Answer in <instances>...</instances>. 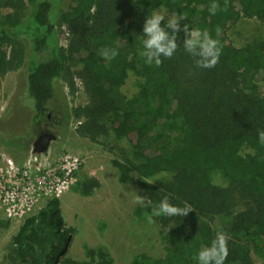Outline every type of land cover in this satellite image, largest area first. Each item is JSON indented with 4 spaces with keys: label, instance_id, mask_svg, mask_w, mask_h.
<instances>
[{
    "label": "trees",
    "instance_id": "16d2710c",
    "mask_svg": "<svg viewBox=\"0 0 264 264\" xmlns=\"http://www.w3.org/2000/svg\"><path fill=\"white\" fill-rule=\"evenodd\" d=\"M218 2L223 7L225 0ZM227 2V11L211 15V0H71L66 10L54 9L51 0H0V83L25 62V47L13 39L18 32L30 34L40 51L44 37L57 27L68 35L67 47L59 49L55 61L29 67L33 122L49 121L46 113L57 96L54 81L63 80L74 95L75 78L80 79L88 103L72 110L74 119L83 121L76 134L93 143L111 131L130 139L136 162L112 163L121 181L137 176L138 192L146 200L141 213L150 214L165 196L173 205L192 206L186 217H154L166 254L140 253L132 264H198V251L218 231L231 237L226 264H255L253 252L264 259V145L258 142V131L264 130V96L257 84L264 77V43L236 47L227 36L242 19L264 23V0ZM5 9L11 12L3 15ZM159 9L184 14L182 28L208 29L222 46L218 64L196 67L182 47L183 31L172 58H162L160 66L146 64L139 54L143 25ZM217 26L222 29L218 37ZM101 48H117L119 55L104 59L98 55ZM130 76L141 79L140 90L127 98L123 87ZM216 172L226 186L213 182ZM162 173L167 176L147 181ZM99 185L96 179L86 180L83 195ZM71 236L60 200L52 199L24 220L7 261L113 264L104 252L90 263L69 259Z\"/></svg>",
    "mask_w": 264,
    "mask_h": 264
},
{
    "label": "rangeland",
    "instance_id": "374dc122",
    "mask_svg": "<svg viewBox=\"0 0 264 264\" xmlns=\"http://www.w3.org/2000/svg\"><path fill=\"white\" fill-rule=\"evenodd\" d=\"M51 1L56 10L68 9L71 2ZM158 11L173 13L168 9ZM9 12L11 10L5 9L3 15ZM17 34L18 38L13 39L23 44L26 58L19 70L6 74L0 83V156L11 157L19 167L35 155L51 161L63 155L80 158L81 166L74 175L73 183L59 199L65 227L72 230L66 245L69 259L90 263L98 259L100 252L106 253L113 264H132L140 253L164 257L165 242L159 227L155 223L149 224L145 219L146 214L141 213V206L133 203V190L138 192L139 189L137 176L133 175L129 182L121 181L112 163L114 160L136 162L130 139L120 137L113 131L104 135L98 143L78 137L71 113L76 106L85 105L88 98L84 93L71 95L63 80L54 81L57 96L50 105L51 119H43L37 124L33 122L31 105L34 103L27 96L29 67L55 61L59 49L68 44L65 29L60 31L57 27L51 37H44L41 51L35 49L30 34ZM227 36L236 47L262 44L264 23L257 19H242L227 32ZM140 82L141 79L130 76L123 87V94L127 98L136 95ZM257 84L264 96V77ZM42 133L52 135V142L38 146ZM166 176L162 173L147 181L154 183ZM88 179H96L100 185L85 196L82 186ZM213 182L220 186L227 185L220 172L213 175ZM50 201L41 198L33 209L46 207ZM7 214L6 207L0 202V264H9L7 256L12 239L24 220L34 212L16 218H9ZM252 256L255 264H264L260 254L253 252Z\"/></svg>",
    "mask_w": 264,
    "mask_h": 264
},
{
    "label": "clouds",
    "instance_id": "9594fccd",
    "mask_svg": "<svg viewBox=\"0 0 264 264\" xmlns=\"http://www.w3.org/2000/svg\"><path fill=\"white\" fill-rule=\"evenodd\" d=\"M228 2L225 0L221 7L218 0H211L208 10L211 15H216L218 11H227ZM187 20L184 14L163 13L161 11L151 12L145 20L142 34V48L139 53L149 66L155 64L160 66L162 58L170 59L180 47L178 44V34L183 31L184 42L183 49L194 60L195 66L200 69L214 68L222 55V46L218 39L213 38L208 29H200L184 24L181 27V21ZM166 21V23H165ZM216 36L222 33V29L215 28ZM98 55L104 59H114L119 55L117 48H101ZM258 142L264 145V130L258 131ZM134 191L133 203L143 206L146 203L145 197L139 192ZM193 211L191 205L185 203L183 207L173 205L169 202L167 196L151 208L150 214L145 219L149 224L155 223L154 217H186ZM231 237L224 231H218L207 247L201 248L195 259L198 264H226L229 256L228 242Z\"/></svg>",
    "mask_w": 264,
    "mask_h": 264
},
{
    "label": "built area",
    "instance_id": "2783aa9c",
    "mask_svg": "<svg viewBox=\"0 0 264 264\" xmlns=\"http://www.w3.org/2000/svg\"><path fill=\"white\" fill-rule=\"evenodd\" d=\"M75 83L78 90L74 95L86 94L83 82L75 78ZM74 120L77 129L83 121ZM80 166V158L74 155L58 156L54 161L35 155L22 167L11 157L0 156V202L6 207L7 216L21 217L45 208L33 209L41 198L59 200L73 183Z\"/></svg>",
    "mask_w": 264,
    "mask_h": 264
},
{
    "label": "flooded vegetation",
    "instance_id": "af4514ba",
    "mask_svg": "<svg viewBox=\"0 0 264 264\" xmlns=\"http://www.w3.org/2000/svg\"><path fill=\"white\" fill-rule=\"evenodd\" d=\"M46 116H47L48 119L50 120V119H51V112H47V113H46ZM52 137H53V136L50 135V134H48V133H42V134L39 136V139H38V143H37V145H38V146H41V145H47V144L50 142V140H51Z\"/></svg>",
    "mask_w": 264,
    "mask_h": 264
},
{
    "label": "crops",
    "instance_id": "0c3cea01",
    "mask_svg": "<svg viewBox=\"0 0 264 264\" xmlns=\"http://www.w3.org/2000/svg\"><path fill=\"white\" fill-rule=\"evenodd\" d=\"M50 142H52V141H50ZM50 142H49V143H50ZM60 204H61V203H60Z\"/></svg>",
    "mask_w": 264,
    "mask_h": 264
}]
</instances>
